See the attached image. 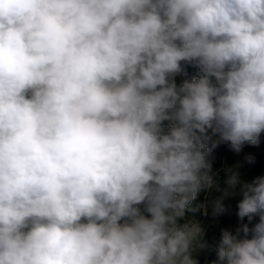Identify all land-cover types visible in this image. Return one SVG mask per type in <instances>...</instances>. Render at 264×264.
Returning a JSON list of instances; mask_svg holds the SVG:
<instances>
[{
  "label": "clouds",
  "instance_id": "clouds-1",
  "mask_svg": "<svg viewBox=\"0 0 264 264\" xmlns=\"http://www.w3.org/2000/svg\"><path fill=\"white\" fill-rule=\"evenodd\" d=\"M262 133L264 0H0V264H198L237 183L218 254L264 264V176L207 159Z\"/></svg>",
  "mask_w": 264,
  "mask_h": 264
},
{
  "label": "trees",
  "instance_id": "trees-1",
  "mask_svg": "<svg viewBox=\"0 0 264 264\" xmlns=\"http://www.w3.org/2000/svg\"><path fill=\"white\" fill-rule=\"evenodd\" d=\"M182 68L184 70V75H177L175 81L179 85L184 79H192L193 77H199L201 73L199 69L194 65L181 62ZM164 127L167 129L170 127L169 122H164ZM217 137H213V140ZM208 154L207 159L212 165V172L216 174V179L218 181L220 188L227 187L225 180L227 179L229 173L225 170L229 168V164L240 163L241 167L239 169V174L241 180L244 182H251L257 176H264V133L261 134L259 142L257 144L245 143L242 146V150L239 153H236L231 150L230 146L227 143L218 144L216 147H212V141L208 142ZM251 155L254 157V162L249 163L245 157ZM234 193L232 196L225 198L224 204L227 211L218 216L213 217L211 210L209 209L208 214L206 215L208 220L213 222V225L210 227L204 236L199 237V243L194 244V257L198 261V264H226V260H222L219 257V247L221 243V231L222 229L228 228L235 230L240 222L236 215L237 213V204L240 199H242L243 189L240 183H237L234 188L231 189ZM221 192L217 189H202L197 193L196 198L188 206L186 210L196 212L201 214L202 208L200 207L206 201L220 196ZM195 209V211H193ZM258 222V217L253 220V224ZM244 223H247L245 218ZM215 251H211V247Z\"/></svg>",
  "mask_w": 264,
  "mask_h": 264
},
{
  "label": "rangeland",
  "instance_id": "rangeland-1",
  "mask_svg": "<svg viewBox=\"0 0 264 264\" xmlns=\"http://www.w3.org/2000/svg\"><path fill=\"white\" fill-rule=\"evenodd\" d=\"M239 166L238 171L241 167L240 163H236V164H229L227 162V165L229 168H233V170H235L234 166ZM141 210L143 211V205L140 206ZM145 215H147V213H145ZM198 224L201 228H202V234L201 236H204V234L210 230V227L213 225V222L208 220L207 216L204 214V211L202 210V213H196V212H192L190 210H185V214L183 217H177V224L179 225H183V224ZM211 247V246H210ZM211 251H215L212 247H211Z\"/></svg>",
  "mask_w": 264,
  "mask_h": 264
}]
</instances>
